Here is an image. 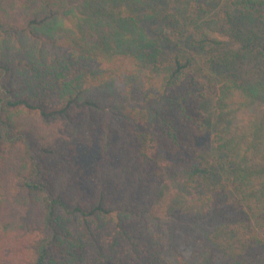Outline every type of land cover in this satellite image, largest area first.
Wrapping results in <instances>:
<instances>
[{
    "label": "trees",
    "instance_id": "obj_1",
    "mask_svg": "<svg viewBox=\"0 0 264 264\" xmlns=\"http://www.w3.org/2000/svg\"><path fill=\"white\" fill-rule=\"evenodd\" d=\"M0 264H264V0H0Z\"/></svg>",
    "mask_w": 264,
    "mask_h": 264
},
{
    "label": "rangeland",
    "instance_id": "obj_2",
    "mask_svg": "<svg viewBox=\"0 0 264 264\" xmlns=\"http://www.w3.org/2000/svg\"><path fill=\"white\" fill-rule=\"evenodd\" d=\"M221 7H222V4H219V5H217V9H214V10L218 11ZM196 65H198V66L200 65V61L198 60V57H197ZM208 118L212 119V126H215L216 125V122L214 120L215 119V113H214V107H212V106L209 108ZM210 132H211V134H213V131L209 129V133H208L209 136H207V138L203 141V143L209 142ZM99 141H100V132L97 131V134H96V137L94 139V144H93L92 148H88V147L83 146L82 144L75 143V145H77V153L74 156L73 165L80 167L81 173L85 177L90 175L95 170V167H96V165L100 159L101 151H100V142ZM214 169L216 172L215 176L217 177L219 174L220 168H218V166H216V168H214ZM222 180L220 182H222Z\"/></svg>",
    "mask_w": 264,
    "mask_h": 264
}]
</instances>
